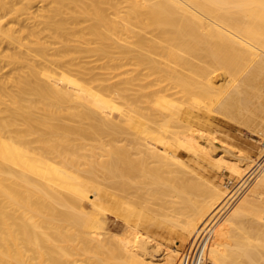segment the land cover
Returning <instances> with one entry per match:
<instances>
[{
  "label": "bare ground",
  "instance_id": "obj_1",
  "mask_svg": "<svg viewBox=\"0 0 264 264\" xmlns=\"http://www.w3.org/2000/svg\"><path fill=\"white\" fill-rule=\"evenodd\" d=\"M207 226L204 264H264V0H0V264H179Z\"/></svg>",
  "mask_w": 264,
  "mask_h": 264
},
{
  "label": "rangeland",
  "instance_id": "obj_2",
  "mask_svg": "<svg viewBox=\"0 0 264 264\" xmlns=\"http://www.w3.org/2000/svg\"><path fill=\"white\" fill-rule=\"evenodd\" d=\"M229 121H230V124H232L233 126H229L228 124H224V122H219V121H214L213 122V125L211 126L212 127V129H214L215 130V132H216V134H217V136L219 137V138H221V139H223V140H226V141H228V142H232V143H234L237 147H239V148H242V149H248V150H250V148H251V150H250V152H251V154H253V155H255V154H257L258 153V149H260V147H261V138H260V136L257 134V133H255V132H252V131H250V130H252V129H250L251 128V126L249 127V125L248 124H253V122H251L250 120H248V119H244V118H242L241 116L240 117H238L237 119H229V118H227ZM248 120V121H247ZM245 121H247V122H245ZM249 122V123H248ZM223 123V124H222ZM245 124H247V126L245 125ZM218 128V129H217ZM38 129L39 130H41V131H48L47 129H49V127L48 126H38ZM219 134H218V133ZM251 144V145H250ZM242 146V147H241ZM260 146V147H259ZM259 147V148H258ZM255 150V151H254ZM258 150V151H257ZM257 152V153H256ZM98 172H100L101 173V171H98ZM236 181L237 180H234L233 182H230L229 183V187L230 188H236L239 184H240V182H238V183H236ZM237 185V186H236ZM145 190V188H141V190L142 191H144ZM140 190V195L141 196H139L138 198H136V204L138 205V207L139 208H141V209H143L146 213H150V214H153L152 212H154L155 211V213H157V214H159V216L160 217H162V214H163V212H164V210H165V208H164V206H163V204L161 203V202H159V200H161V198L160 197H157V194H153V192H151V191H149L147 188H146V191H144V193L142 192ZM241 191H243V189L241 188L239 191H238V195H236L237 197L235 198V200H234V202H233V204L231 205V206H229V208H227L223 213H222V215L220 216V218L217 220V222H216V224H215V228L216 227H219L221 224H222V222H223V220H224V218L230 213V211L232 210V207H233V205L234 204H236L237 202H238V200L240 199V197L242 196V194L244 193V191L243 192H241ZM148 193V194H147ZM152 193V194H151ZM150 195V196H149ZM143 196V197H142ZM146 196V197H145ZM149 197V198H148ZM153 198H155V199H153ZM143 200V201H142ZM147 200H148V202H147ZM144 201H146V202H144ZM151 201V202H150ZM153 201V202H152ZM162 201V200H161ZM149 202H150V204H149ZM153 203V204H152ZM151 205H154V207H152ZM142 206V207H141ZM163 206V207H162ZM152 207V208H151ZM149 208V209H148ZM147 209V210H146ZM182 209H184L183 207H182ZM192 209V208H191ZM191 209H189V211L187 210V208L185 209V210H187L188 211V213L190 212H192L191 211ZM149 210V211H148ZM181 210V209H180ZM187 211H185V213H187ZM189 213V214H190ZM185 215V214H181L180 216H181V219L179 220V219H176V220H178V221H176L175 220V223L177 222V224L178 225H180L181 223H183L182 221H184V219H186V218H188V217H183V216ZM179 216V217H180ZM178 217V218H179ZM182 218H184V219H182ZM181 222V223H180ZM246 226H247V223H246V221L245 220H243V219H240L238 222H237V224H236V227H235V229H234V232H237V231H240L242 234H246ZM168 229V228H167ZM167 229H166V231H167ZM215 230V229H214ZM213 230V231H214ZM173 235V234H172ZM176 235L174 234L172 237H175ZM170 243V244H169ZM168 244L169 245H173L172 244V242H168ZM183 246L185 245V244H182ZM181 245V247H179L180 248V250L183 248V246ZM226 249L227 250H230L231 249V246H232V244H231V242L229 241L226 245ZM92 249V248H91ZM96 249H98L99 251L101 250V253H99V252H96V251H98V250H96ZM91 254H93V256L91 255ZM94 254H97V255H95L94 256ZM89 255L91 256L90 258V260H89V262H91V263H89V264H99V260H98V258H103L104 257V253H103V249L102 248H96L95 247V251L93 252H89ZM72 257H77V258H82L83 256H81V255H78V254H75V255H73ZM241 258V259H240ZM235 261V263H233V264H246V262H245V260L242 258V257H236V256H234V257H232L231 256V259L229 258V261L231 260L232 262H234L233 260ZM239 259H240V261H239ZM98 260V261H97ZM230 261V262H231ZM231 262V263H232ZM244 262V263H243Z\"/></svg>",
  "mask_w": 264,
  "mask_h": 264
},
{
  "label": "built area",
  "instance_id": "obj_3",
  "mask_svg": "<svg viewBox=\"0 0 264 264\" xmlns=\"http://www.w3.org/2000/svg\"><path fill=\"white\" fill-rule=\"evenodd\" d=\"M212 228H199L181 249L179 264H204Z\"/></svg>",
  "mask_w": 264,
  "mask_h": 264
}]
</instances>
